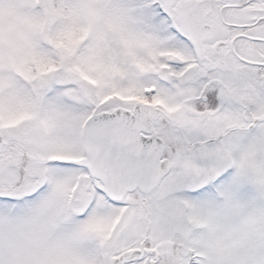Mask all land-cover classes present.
<instances>
[{"label":"snow or ice","instance_id":"6c2138e0","mask_svg":"<svg viewBox=\"0 0 264 264\" xmlns=\"http://www.w3.org/2000/svg\"><path fill=\"white\" fill-rule=\"evenodd\" d=\"M0 264H264V0H0Z\"/></svg>","mask_w":264,"mask_h":264}]
</instances>
